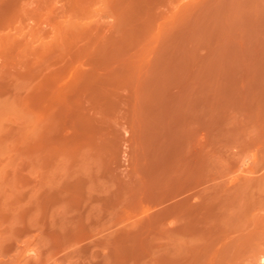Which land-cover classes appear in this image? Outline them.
I'll list each match as a JSON object with an SVG mask.
<instances>
[{
	"label": "rangeland",
	"instance_id": "obj_1",
	"mask_svg": "<svg viewBox=\"0 0 264 264\" xmlns=\"http://www.w3.org/2000/svg\"><path fill=\"white\" fill-rule=\"evenodd\" d=\"M0 264H264V0H0Z\"/></svg>",
	"mask_w": 264,
	"mask_h": 264
}]
</instances>
